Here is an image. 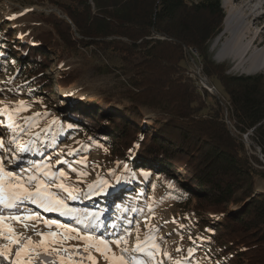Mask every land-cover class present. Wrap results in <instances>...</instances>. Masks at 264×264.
Returning <instances> with one entry per match:
<instances>
[{
  "label": "trees",
  "instance_id": "1",
  "mask_svg": "<svg viewBox=\"0 0 264 264\" xmlns=\"http://www.w3.org/2000/svg\"><path fill=\"white\" fill-rule=\"evenodd\" d=\"M43 1L67 20L56 14L39 16L52 28L36 36L18 28L5 31L6 25L0 30L4 31L0 50L19 36L13 47L19 46L26 61L6 53L19 70L18 81L32 83L43 92L52 86L45 75L52 55L59 53L62 64L83 49L113 65L102 71H128L130 87L123 92L126 102L120 114L107 120L103 114L114 100L102 96L86 99L68 120L86 124L95 132L96 144L116 145L115 161L136 169L141 179L144 172L159 177L160 189L187 218L219 216L214 225L201 220L197 227L188 228L193 233L211 225L202 243L203 254L215 255L218 264H264V191L257 193L259 184H264V169L252 165L240 136L228 130L216 97L204 101L193 79L185 75L188 52L227 99L237 133L253 130V140L264 155V74L227 75V66L217 64L210 51L224 31L222 0ZM79 80L76 69L66 70L58 85L69 89ZM147 112L155 118L144 130ZM193 264H200V259Z\"/></svg>",
  "mask_w": 264,
  "mask_h": 264
},
{
  "label": "rangeland",
  "instance_id": "2",
  "mask_svg": "<svg viewBox=\"0 0 264 264\" xmlns=\"http://www.w3.org/2000/svg\"><path fill=\"white\" fill-rule=\"evenodd\" d=\"M250 1L252 0H230L232 6H242ZM261 1L263 4L259 7V11L250 19V23L256 25L254 30L257 32L251 38L253 40L252 52L256 50L264 51V0ZM222 5L227 16V0H222ZM51 14H56L59 18L67 20V17L52 6L49 1L0 0V30L6 25L5 31L18 28L26 35L36 36L42 31L51 30L50 22L39 18L41 15ZM256 19L258 21L255 22ZM3 33L4 31L0 33V36ZM154 37L161 38L160 36ZM17 38L19 39V36ZM17 38L13 39L11 43H6L5 48L0 50V139L3 140L5 149H11V151L0 149V156L6 157L5 161H9L14 153L16 156L18 155L21 162L9 171L20 175H28L30 171L35 170L37 165H51V170L56 172L57 176H59L60 170L68 173L69 178H60L56 182H63L72 189H78L79 191L73 192L75 199H67L68 193L61 189L52 188L51 190L60 197L65 198L68 205L78 213L79 217L76 220L67 221L60 217L51 218L39 212H34L39 213L38 218L35 220L13 221L10 227L20 237V241L17 244L7 241L8 245L12 244L9 254L11 259H17L15 253L16 250H19L18 245H21L22 241H26L28 238L32 240L33 236L27 234L37 235L43 233L41 227L43 220L51 219L81 229L83 232H90L96 237L104 238L110 242L111 252L109 255L111 256L114 253L118 257L121 255V248L129 249L131 238L128 236L127 244L122 243L119 247L115 243H111L123 232L118 231L119 234L114 236L112 234L114 227H111V224L119 225L122 223L125 225L129 220L132 223L127 228H129L131 237L135 239V243L132 247L133 254L130 256V252H127L124 255L129 259L130 264L133 257L146 262V264H156L158 261H162L163 264H177L178 261L180 264H193L197 259H200V264H218L215 255L211 257L202 253V243L207 241L211 233V225L205 227L202 231L194 229L193 233L188 228L197 227L196 224L201 220H206L214 225L216 222H220L219 216L208 213L204 215L196 214L187 218L184 213L178 211V205L175 206L169 201L168 198L170 197L166 190L160 189L159 186H162V184L159 177L144 172V177L141 179L136 169H127V166L115 161L113 152L118 149L116 145L109 148L108 146L96 144L93 142L95 132L86 129V124L80 126L68 120L71 112L83 108L86 99L102 96L114 100L108 112L103 114L104 117H108L107 120L110 121V119L120 114L123 109L122 104L126 102V99L123 98V92L130 87L131 74L128 71L124 73L122 70L102 71V68L106 65L110 67L112 64L106 59L101 61L100 58L88 50L83 49L84 51H79L71 57L68 56L62 64H60L61 61L57 60L59 59V53H56L52 55L45 73L48 76L46 80L49 84L52 83V86L44 87L42 92V88L32 87V83L18 81L19 70L14 69V63H11L12 61L6 54L11 52L18 61H26L25 54L18 50L19 46L15 49L13 47L14 40ZM216 41L212 44L210 51L213 60L217 64L227 66V75L255 76L264 74V72L246 73L245 69L252 68V61L248 62L250 57L246 61L249 64L247 63L244 69H240L238 67L239 63H235V61L220 62L219 47L214 46ZM7 49L9 50L7 51ZM191 52L193 54V51ZM187 55L185 75L193 79L198 93L204 101L209 103V100L216 97L224 109V120L228 124V130L232 134L240 136L252 165L258 169H264V166H258L256 161L258 160L264 165V157H260L261 148L253 140L252 134L240 135L237 133L235 121L230 118L227 99L204 76L202 66L196 63L188 52ZM193 55L197 57V55ZM75 69L80 74V80L69 89L60 88L58 84L61 74L66 70L71 73ZM204 90L208 92H204ZM210 95L212 97H209ZM21 101L24 102L26 110H21ZM9 114L12 115V120H9ZM153 118H155L153 112L145 113L144 130L150 127ZM10 124L11 127L8 126ZM100 127L104 128L105 123H102ZM13 137H15V143L12 142ZM21 147L26 150H21ZM261 153L264 156L263 152ZM11 161H14V159H11ZM58 161H62V163H58ZM80 173L84 175H79ZM177 174L183 175L180 171ZM89 185H92V187L89 188ZM156 186L158 188H155ZM32 187L34 188V183ZM258 191H264L263 183L259 184L257 193ZM232 212H235V210ZM30 213L34 214L33 212ZM20 215L30 216L31 214L22 212ZM121 217L125 221L121 222ZM104 219L107 223L106 227L99 228L98 222L102 221L103 223ZM25 224H27V228H25ZM84 224H88L89 227L85 229ZM66 231V229L58 228L56 225L52 229V232L58 234H63ZM69 235L76 236L77 234L73 232ZM137 237H139L142 246L145 247V252L134 251ZM146 240L147 243H144ZM153 241L160 246L159 252L150 247ZM34 244L39 245L40 240H37ZM52 248L78 249L80 252H84L85 242L80 239H71L66 240L63 245H50L49 251H52ZM147 251L154 252V259H149ZM45 252L43 247H37L35 250L30 249L20 259L24 261V264H35L32 260L40 253ZM62 252L63 250L56 253ZM90 252L95 258L96 264H110V261L96 252L94 248L90 249ZM165 252L169 254L171 259L164 255ZM88 255L89 252L85 251V258L77 261L73 260L74 264H92V261L87 259ZM3 257V255H0V262ZM67 261L68 258L65 260V264H67ZM56 264H61V261H57Z\"/></svg>",
  "mask_w": 264,
  "mask_h": 264
},
{
  "label": "snow or ice",
  "instance_id": "3",
  "mask_svg": "<svg viewBox=\"0 0 264 264\" xmlns=\"http://www.w3.org/2000/svg\"><path fill=\"white\" fill-rule=\"evenodd\" d=\"M15 18V17H11ZM21 110H26L24 107V102H20ZM6 111V109H5ZM9 120H12V115L9 114ZM11 127L12 125H8ZM12 142L15 143V137L12 138ZM0 149H4L5 151H11V149H5L3 140L0 139ZM21 150H26L21 147ZM6 157L0 156V205H3L5 208L12 209L18 205V203L23 202L24 200H29L38 205V207L42 208L44 211L50 212H58L62 216H71L75 215V210L72 209L65 198L60 197L56 192H53L52 188H58L68 193L67 199H75L73 195L74 191H79L78 189H72L71 187L65 185L63 182L57 183L56 181L60 178H69L68 173L63 170L59 171V176H57L56 172L51 170V165H37L34 171H30L28 175H20L14 173L12 171L6 170L5 161ZM50 159V158H49ZM86 160V158H85ZM58 163H62V161H58ZM83 163V161H81ZM79 175H84L80 173ZM34 183V188L32 187ZM92 185H89L91 188ZM39 216L38 213H34L30 216H13V217H4L0 216V228H6L9 235L6 237L12 244H17L20 241V237L15 234L12 227L3 224V221L6 219L21 221L23 220H35ZM44 223L47 226L56 225L58 228L66 229L67 231L63 234H58L56 232H49L47 234L38 233L41 236L40 244L35 245L31 238H28L27 242L23 244L20 250L16 251V261L15 264H24L20 258L23 254H27L29 250H35L37 247H43L47 252L50 250V245L52 244H61L66 240L71 239H80L85 242L84 250L89 252L87 257L88 260L92 261V264H96L95 258L91 255L90 249H95L96 252L100 253L104 256L106 260L110 261V264H130L129 259H127L124 253H127L129 249L121 248V255L116 256L114 253L110 256L111 252L110 242L106 241L102 237H96L90 232H83L81 229L70 227L68 225H64L55 220H45ZM27 228V224L24 225ZM88 224H84V228H88ZM75 232L77 235L72 236L69 233ZM131 235L130 232H125L124 235L117 237L111 243H115L117 247H119L122 243L127 244V237ZM62 237V238H61ZM147 243V240L144 242ZM152 249H155L156 252L160 251V246L153 241L150 245ZM52 251L59 252L61 250L67 251V249H56L52 248ZM135 252H145V247L142 246V243L139 241V237H137V244L134 249ZM191 252V250H189ZM11 252V248L5 246L2 251H0V255L8 258V254ZM169 259L171 257L167 252L164 253ZM147 256L149 259H154V252L147 251ZM61 264H65V258L63 256H59ZM83 259V258H82ZM67 264H74L72 257L68 258ZM131 264H146L144 261H140L137 258L133 257L131 260ZM156 264H163L162 261L156 262ZM177 264H180L178 261Z\"/></svg>",
  "mask_w": 264,
  "mask_h": 264
},
{
  "label": "bare ground",
  "instance_id": "4",
  "mask_svg": "<svg viewBox=\"0 0 264 264\" xmlns=\"http://www.w3.org/2000/svg\"><path fill=\"white\" fill-rule=\"evenodd\" d=\"M263 4V2L261 0H252L250 2L245 3L242 6H232L230 0H227V5H228V14L226 16V20H225V29L222 33V35L220 36V38L216 41V43L214 44V46L219 47V59L220 62H224L227 60H231V61H235V63H239L238 67L240 69H244L246 64L250 61H252V68L250 69H245L247 74H253L256 72H264V51H260V50H256L253 51L251 49H253V40H251V38H253V35H256L257 32L254 30L255 28V24L252 25V23H250V19L255 16L257 14V12L259 11V7ZM258 21V19L255 20V22ZM251 53V54H250ZM250 55V56H249ZM250 57V60L246 63V61L248 60V58ZM249 64V63H248ZM11 159H14V161H11ZM11 159L9 161H5V168L6 170L9 169H13L15 167L16 164L21 162V159L18 158V155L16 156V154L14 153L11 157ZM5 209L4 212L6 214H8L7 217H13V216H21L20 213H22V211L24 213H29L32 215V213L30 212H39L41 214H43L44 216H49L51 218H62L64 220L67 221H73L76 220L79 216L78 213L75 212V215H71V216H62L60 215L58 212H50V211H40L38 208V205L29 201V200H24L23 202L18 203V205L12 209H8L5 208L3 205H0V210L1 209ZM42 209V208H41ZM108 212V210H107ZM38 213V214H39ZM40 214V215H41ZM108 215V214H107ZM1 216V215H0ZM26 215H22L21 217H24ZM121 222L125 221L123 217L120 218ZM53 220V219H51ZM13 221L16 220H11V219H6L5 221H3V224H6L8 226H10L12 224ZM45 221V220H43ZM132 221H129L127 223L124 224H111V227H114V232L115 231H123L122 233L125 234V232H130L129 231V227L128 225L131 224ZM99 224V228H104L106 227L105 223V219L101 222H98ZM125 226V227H123ZM41 227L43 228L42 232L44 234H47L48 232H52V229L54 228V225L51 226H47L44 222L43 225H41ZM41 228V229H42ZM47 229V230H46ZM125 229V231H124ZM28 230V229H27ZM41 231V230H40ZM102 233V230H101ZM8 236V232L6 228H0V251L3 250V248L5 246L7 247H11V245H8L7 241L8 239H6V236ZM28 236H33L32 240L34 241V243L37 240H41V236L40 235H31V234H27ZM4 236V237H2ZM130 239V243L131 245H129V251L130 252V256L133 254V245L135 243V239H133L131 237V235H129ZM27 240H24V243H26ZM35 252V251H34ZM50 252V253H49ZM66 252V251H64ZM67 253V252H66ZM10 254V253H9ZM8 254V258H4L2 259V261L0 262V264H15L16 260H12L11 256ZM41 258L42 260L40 261V264H49L53 261L52 258L57 257L59 259V256H62L65 258V260L67 258H69L70 256H68V254H62L61 253H53V251H47L45 253L41 254Z\"/></svg>",
  "mask_w": 264,
  "mask_h": 264
},
{
  "label": "water",
  "instance_id": "5",
  "mask_svg": "<svg viewBox=\"0 0 264 264\" xmlns=\"http://www.w3.org/2000/svg\"><path fill=\"white\" fill-rule=\"evenodd\" d=\"M193 54L197 55V51L196 50H193ZM262 151L260 150V157L263 158L264 156H262Z\"/></svg>",
  "mask_w": 264,
  "mask_h": 264
},
{
  "label": "built area",
  "instance_id": "6",
  "mask_svg": "<svg viewBox=\"0 0 264 264\" xmlns=\"http://www.w3.org/2000/svg\"><path fill=\"white\" fill-rule=\"evenodd\" d=\"M204 87L207 88V86H205V85H204ZM213 90H214V89H213ZM250 133L253 135V130H251L250 132H248L247 135H249ZM245 135H246V134H245Z\"/></svg>",
  "mask_w": 264,
  "mask_h": 264
}]
</instances>
